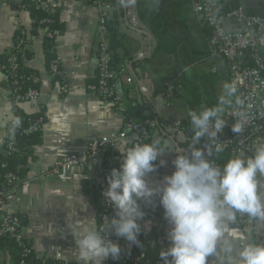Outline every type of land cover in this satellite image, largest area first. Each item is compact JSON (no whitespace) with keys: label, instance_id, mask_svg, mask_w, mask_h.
Returning a JSON list of instances; mask_svg holds the SVG:
<instances>
[{"label":"crops","instance_id":"0c3cea01","mask_svg":"<svg viewBox=\"0 0 264 264\" xmlns=\"http://www.w3.org/2000/svg\"><path fill=\"white\" fill-rule=\"evenodd\" d=\"M112 4L108 19L112 31H107L106 36L97 33L99 10L96 6L79 0H67L59 6L55 19L61 34L49 52L58 60L63 82L69 87L65 95L58 94L61 86L48 72L41 27L36 29L35 39L26 48V54L20 57L22 67L32 74L39 98L33 103H21L15 110L24 116H42L45 120L39 134L31 143H22L16 156L23 170L21 180L30 183L28 194L13 208L21 221L23 241L32 249L29 264L54 261L77 264L72 256L76 245L67 227L68 218L85 221L94 217L95 226H98L102 210L100 191L108 186L105 174L111 173L112 161L109 165L95 162L75 168L64 178L46 177V172L60 158L84 151L93 139L118 132L126 119L140 122L146 118L157 123L152 140L171 141L170 148L154 162L155 170L146 177L149 186L161 185L163 178L172 174L176 151L182 150L184 155L191 156V149L187 147L192 138L181 125L189 113L187 97L175 96L168 103L161 98L171 59L165 49H160L161 46L168 49L176 45L187 34L191 35L193 43L201 42L199 30L203 27L194 17L189 0H114ZM231 4L250 14L264 15V0H232ZM33 25L34 19L24 9L23 0H0V62L12 50L18 30L31 34ZM99 42L114 46V72L117 69L124 71L115 72L112 82L125 104V115L115 113L110 105L85 89L96 80L95 55ZM211 62L208 59L196 68L197 71L210 73ZM124 77L130 78L131 82L126 83ZM226 84L223 79L216 78L214 96L224 95ZM9 91L8 80L0 69V146L8 135L7 127L16 117L12 104L5 100ZM259 144H264V129ZM206 145L200 140L196 147L205 149L206 158H211ZM108 154L121 156L117 148ZM160 161L165 163L161 165ZM118 164L120 166V162ZM14 197L9 196L11 202ZM159 200L157 194L150 202L138 201L145 214L138 221L141 230L137 237L143 245V256L154 250L156 235H168L171 228ZM232 225L237 228L234 221L229 222V226ZM239 229V234L249 241L264 244V219L249 217L247 224ZM118 238L121 252H131L129 242L123 241L122 236ZM226 238L231 239V236L226 233ZM224 243L221 241V245ZM233 244L232 255L235 256L239 242L233 241ZM107 263L108 258L102 262ZM0 264H16L15 256L5 247L0 248ZM207 264H225L219 245L217 254L207 258Z\"/></svg>","mask_w":264,"mask_h":264},{"label":"built area","instance_id":"2783aa9c","mask_svg":"<svg viewBox=\"0 0 264 264\" xmlns=\"http://www.w3.org/2000/svg\"><path fill=\"white\" fill-rule=\"evenodd\" d=\"M35 4V9L43 10L50 18L41 21V28L44 31L45 39L51 41L50 50L56 38L61 34L60 29H50L56 22V15L59 6L67 0H30ZM81 3L96 6L99 10L97 33L106 36L107 23L112 6L100 0H79ZM232 0H189L190 7L197 22L210 31L207 41L208 56L211 59L210 74L216 78L223 79L227 84L236 88L235 97L230 105H223L222 119L225 128L217 136V142H223V151L230 150L231 156L244 153L251 156L255 147L259 144L262 131L264 129V15H254L248 13L240 6L232 7ZM35 39L34 35L19 29L15 35L13 48L8 54V62L5 65V72L12 78L9 83V93L5 100L15 107L21 103H33L38 100L39 92L36 89H29L24 94L17 92L18 82L14 80L15 71L19 67V60L30 42ZM96 77L95 82L89 84L85 89L95 93L103 103L110 105L115 113L125 115L126 107L122 97L116 91L112 82L115 74L112 69V51L106 42H99L96 55ZM49 74L60 84L59 95H65L69 87L63 82V71L56 58L48 63ZM121 69L118 73H123ZM6 76V73H4ZM7 78V76H6ZM32 79V77H29ZM28 78V79H29ZM126 83L131 79L124 77ZM161 98L168 103L176 96L175 89L171 82L163 84ZM239 101V103H237ZM24 127L19 123H14L18 137L30 138L39 134L45 124L42 116L24 119ZM242 123L240 132H233L232 126ZM156 121L152 118L142 121L126 119L123 127L116 133L107 137L96 138L88 142L86 149L75 154H68L60 158L47 172L46 177L64 178L75 168H83L88 164L101 162L109 165L111 159L108 152L115 150V145H120L122 141L129 140L130 146L134 143H149L152 140V132L156 128ZM200 140L208 144L206 138ZM17 145V137H6L0 146L3 156L18 154L20 151ZM221 152H213L210 160ZM119 162L122 163L121 156ZM217 165V164H216ZM1 169L6 170V164L1 165ZM108 171L105 176L108 177ZM4 187L0 188V240H12L18 248V264H29L32 256V249L23 241L21 235V221L14 211V204L20 202L29 191L30 183L23 182L20 176L12 172H5L3 175ZM108 186L100 191L102 198V210L99 215L98 228L104 230L109 223V219L115 217L116 210L106 201L103 192ZM19 193V196L16 194ZM14 195V201L9 199ZM249 216L237 213L233 220L235 224L242 228L248 222ZM109 239L120 245L119 238L113 232H109ZM122 240L127 241L124 237ZM154 244L158 249H166L170 246L168 235L158 234ZM170 259V258H169ZM51 264H68L54 261ZM107 264H164L162 259L149 263L143 261L138 256L128 255L120 252L118 259L108 257Z\"/></svg>","mask_w":264,"mask_h":264},{"label":"clouds","instance_id":"9594fccd","mask_svg":"<svg viewBox=\"0 0 264 264\" xmlns=\"http://www.w3.org/2000/svg\"><path fill=\"white\" fill-rule=\"evenodd\" d=\"M235 93L236 88L226 84L218 106L188 113L193 132L187 147L191 149V156L173 149L178 153L173 160L175 170L163 178L161 185L149 186L146 177L155 170L154 162L170 148L171 141L162 142L157 138L130 146L125 140L115 145L122 163L111 170L108 187L103 192L106 201L116 210L115 217L109 219L104 230L95 226L94 217L85 221L68 218L67 227L76 245L72 256L77 264H102L108 257L118 259L121 248L109 239L110 231L130 244H139L138 221L145 214L138 201L150 202L157 194L165 219L171 225L170 246L159 252L164 264H207V258L217 254L218 245L224 253L225 264H264V244L234 234L229 226L237 213L264 219V191H261L264 144H258L251 156L242 152L222 167L206 158L205 149L196 147L204 137L208 141L207 152L223 151V142H217L218 134L226 126L222 119L223 105H230ZM241 130L242 123L232 126L233 132ZM164 163L160 161L161 165ZM226 233L231 239L226 238ZM221 241L225 243L221 245ZM233 241L239 242L235 256L232 255Z\"/></svg>","mask_w":264,"mask_h":264},{"label":"trees","instance_id":"16d2710c","mask_svg":"<svg viewBox=\"0 0 264 264\" xmlns=\"http://www.w3.org/2000/svg\"><path fill=\"white\" fill-rule=\"evenodd\" d=\"M101 2L108 4L113 7L112 2L114 0H100ZM232 7H236V4H232ZM23 7L24 9L28 10L34 19V25L33 29L31 31V35L36 34V29L38 27H41V21L45 18H50L49 15L45 13V11L39 9H35V4H33L30 0H23ZM50 29H60V25L58 22H55ZM112 28L107 23V31L111 33ZM194 35H196V27H194ZM199 35L202 37L201 42L196 43L192 42L191 35L187 34L183 37L182 40H178L177 44L174 46H169L168 49H166L164 46H161L160 49L164 51V49L167 51V56L171 59V66L167 73V81L171 82L174 89L176 96L187 97V104L190 111H201L204 108H212L217 106L220 103V98H217L213 94V85L215 83L216 78L211 75L210 73H200L197 71V67L200 65H203L208 59V51L205 44V40H207L209 36V30L205 27L199 30ZM51 41L48 39L44 40V51L47 61H51L54 56L52 53L49 52ZM114 46L110 45V50L114 52ZM112 52V53H113ZM23 53L26 54V49H24ZM8 54L1 58V64L0 69L3 73H6L8 82H11L12 78H10L9 73L7 71L5 72V65L8 62ZM113 62H114V55L112 54V69H113ZM48 65V64H47ZM114 70V69H113ZM115 72H118V69L115 70ZM15 78L18 82V90L17 92L20 94H24L29 89H36V84L32 82V79L29 77H32V74L27 69H24L21 65V62L19 60V67L15 71ZM29 78V79H28ZM164 88H162L163 91ZM161 91V92H162ZM231 99H234V96L231 97ZM15 120L7 127V133L8 137L16 136L17 137V145L21 146L22 143H31L33 138L35 136H31L30 138H24V137H18L17 130L14 128V123L19 122L23 127L25 125L24 119L34 117V116H24L19 112L18 110H15ZM149 119V118H146ZM182 126H185L187 129L188 135L192 138L193 132L192 127L190 123L189 116L187 117V120L181 124ZM17 154L11 155V156H3L0 154V188L4 187V180L3 175L5 172H12L13 174L20 176L23 170L21 167H19V164L21 163L20 160L17 159ZM107 156L112 161L111 170L113 168H119V157L118 156H109L107 153ZM232 158L230 150H224L222 151L218 156L214 158L216 164L218 166H223L228 159ZM6 164V170L1 169L2 164ZM139 244H130L131 245V252L126 253L128 255L138 256L143 261H147L149 263L155 262L157 260H160L159 258V252L161 249H158L156 245L154 246V250L149 255H144L142 252V243L138 239ZM7 248L16 259V264H18V248L16 244L12 240L3 239L0 240V248ZM51 264V263H47Z\"/></svg>","mask_w":264,"mask_h":264},{"label":"water","instance_id":"95a60500","mask_svg":"<svg viewBox=\"0 0 264 264\" xmlns=\"http://www.w3.org/2000/svg\"><path fill=\"white\" fill-rule=\"evenodd\" d=\"M230 228L234 231V234H239V231H241V229H239V227L237 226V228H235L233 225L230 226Z\"/></svg>","mask_w":264,"mask_h":264}]
</instances>
